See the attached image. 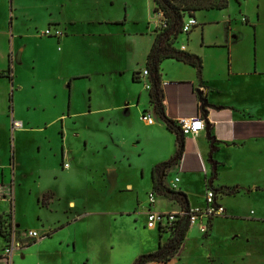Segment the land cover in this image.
Wrapping results in <instances>:
<instances>
[{"label": "rangeland", "instance_id": "rangeland-1", "mask_svg": "<svg viewBox=\"0 0 264 264\" xmlns=\"http://www.w3.org/2000/svg\"><path fill=\"white\" fill-rule=\"evenodd\" d=\"M76 1L78 4L73 11L68 6L60 8L61 14L96 18L97 0ZM124 1L130 4L129 30H141L143 22L146 28L150 26L153 31L157 30L160 18L155 14L151 0ZM32 4L33 0H26L25 7H30L28 11L35 16L19 27L22 38L15 41L11 38L0 39V71L5 75L10 74L12 69L14 74L13 81L0 80V106L3 110L11 106L15 114L3 120L10 129V135L0 141V167L6 168L7 173L11 163L15 167V213L22 235L25 231L45 234L51 231L50 227L68 220L71 225L56 233L52 239L43 240L24 252H19L23 249L19 250L12 264H134L139 256L158 249L160 232L146 226V217L125 215L119 218L108 216V219L96 215L90 219L84 216L88 208L92 212H111L112 205L132 213L137 208L138 197L143 202L141 204L150 205L153 189L147 166L150 164L149 154L155 156L156 149L142 155L133 143H137L138 135L152 136L153 140L162 143H168V138L162 133H152L141 121L137 109L129 113L116 109L110 112L114 108L111 105L120 97L127 102L134 92L147 96V81L140 85L133 84L132 76L117 74L125 61L124 57L121 60L117 57L114 48L126 52L119 35L122 32L120 28H91L93 32L105 30L117 34L107 43L98 40L101 32L97 36H79L89 30L79 25L75 33L78 37L69 45L59 43L55 36L45 35L50 29L49 24H53V34L56 35L57 31L63 33L57 23L47 21L48 16L56 17V11L47 10V7L32 9ZM108 9L111 14L115 13L113 16L127 12L120 4ZM104 14L102 12L101 16ZM225 15L235 19L244 18L238 0H230L228 11L199 13L198 19L200 22L224 20ZM135 20L140 21L141 25H133ZM195 39L194 33L184 34L182 42L178 44H192ZM99 42L102 43L98 45ZM197 44L198 39L195 47ZM206 62L210 64L209 59ZM167 63L166 70H169L171 64ZM85 73L91 77L78 79L74 84L76 115L72 122L65 123L60 116L63 112L68 114L71 87L70 84L65 86L62 79L70 74ZM14 117L24 123L25 131L18 132L16 129L15 133L12 132ZM63 147L66 148V160L72 165L70 170H63ZM8 150L11 154L6 157ZM172 177L174 181L173 171ZM10 178L8 181H11ZM240 180L252 181L243 176ZM130 183L134 185V191L127 190ZM53 193L57 201L52 213L39 204V199L45 197L44 202L49 206L55 198ZM156 198L158 211L168 210V205H173L165 196ZM72 202L76 203L75 207L70 206ZM101 202L109 206L99 210ZM251 206L252 210H257L259 203L253 202ZM5 209L7 205L0 204V211ZM67 210L73 212L70 219ZM95 224L98 233L93 231ZM200 233L196 231L193 234L196 236ZM168 235L164 233L163 240H167ZM49 236L51 234L47 233ZM212 242L205 240L202 245L201 239L194 237L169 263L152 264H264V254L260 252L253 257L249 256V252L246 257L238 256L233 260L228 257L229 252L219 247L218 240ZM24 243L34 245L29 240ZM2 245L6 246L7 243L2 241ZM234 245L238 247L234 251L239 252L241 246L250 249L244 239H237ZM255 246L260 247L256 242L253 248ZM141 251L143 253L138 255ZM211 256L219 260H210ZM5 263L0 261V264Z\"/></svg>", "mask_w": 264, "mask_h": 264}, {"label": "crops", "instance_id": "crops-1", "mask_svg": "<svg viewBox=\"0 0 264 264\" xmlns=\"http://www.w3.org/2000/svg\"><path fill=\"white\" fill-rule=\"evenodd\" d=\"M151 2L156 13L157 3L154 0H151ZM238 3L241 9V16L244 17L242 19H235L231 15H225L224 20L209 22H200L198 19L199 13L225 12L229 10L230 5L225 10L199 11L195 14L199 25L191 33L196 35V39L192 44L184 45L186 46L185 52L202 56V60L204 58L201 76H199L195 67L176 59H166L161 64V81L165 92L164 107L167 117L179 124L181 119L203 117L206 110L208 112L207 121L211 127L210 134L207 131H203L197 137H185L182 158L170 170L166 177V183L171 187L174 182L171 180L173 178L172 171L175 172V179L180 178L177 191L187 194L190 208L205 207L206 195L209 189L218 192L223 191L224 193L219 195L218 202L226 209L224 216L204 219L191 226L180 251L190 244L194 237L201 239L202 245H204L203 242L205 240L210 243H213V240H218L220 242L219 247L229 252L228 257L233 260L238 256L246 257L249 252L251 253L250 257H253L257 252L264 254V0H238ZM77 4L76 0H33L32 9L47 7V10L54 9L56 11L58 17L57 15V18L48 16L47 21H53L63 29V35L60 38H56H58L59 43L67 45L75 37H78L75 33L79 25L89 29L79 36H83V38L92 35L97 36L101 32L98 40L107 43L110 38L117 37V34L105 30L93 32L91 28H120L122 32H119V35L121 40H123L127 53L114 48L117 57L120 60L124 57L123 61H125L124 64L121 63L122 68L117 74L132 76L133 84L140 85L145 81H147L146 84L151 83L150 75L148 78H144L142 73L147 69L148 57L158 35L157 30L153 31L150 26L146 28L144 22L141 30H129L128 25L131 19L130 4L124 0H97L96 18H88L85 15L80 18H75L73 15L63 16L59 11L60 8L65 9L68 6L73 11ZM119 4L127 9V12L124 15L113 16L115 13L111 14L108 7H116ZM25 5L26 0H0V39L11 38L15 41L22 38V31L19 27L23 23L31 21L32 17L35 16V14L33 15L28 11L30 7H25ZM102 12H105L103 17L101 16ZM132 24L141 25V22L135 20ZM52 25L49 24V28H52ZM182 35L184 34H180L175 41L174 46L177 49H180L183 45L179 46L178 44L182 42ZM197 39L198 44L195 47ZM189 41L190 39H188ZM102 42H99L98 45ZM206 59L210 60V64H207ZM166 63L171 64V70H166ZM136 73H140L139 80L135 78ZM13 75L11 69L10 74H1L0 80L11 79L13 81ZM89 77L91 75L86 73L81 75L70 74L62 79L65 86L70 84L71 87L68 114L63 112L60 116L64 119L63 122H72L74 115H76L74 113L76 102L74 98L75 82L78 79ZM145 89L147 90V96L134 92L133 96H131L132 98H129L131 100L127 102H123L121 97L116 99L113 103L114 105H111L114 107L113 111L110 112H114V109H116L118 112L125 111L129 113L137 109L136 111L141 114V121L152 133H162L168 138V143H162L153 140L152 138L154 137L152 136L138 135L137 143H133L138 149L137 151L142 153V155L152 151V149H156L155 156L151 153L149 154L150 164L147 166L151 177V188L154 191L152 177L154 167L174 158L178 153L180 143L177 135L168 130L167 124L156 113L151 102L150 91L146 87ZM205 101H207L206 107ZM90 102L92 105L93 100ZM144 114L151 115L155 123L150 125L144 122L142 120ZM10 116H15L12 107L10 106L9 109L7 107V109L3 110L0 106V141L10 135L9 127L3 122L5 118L8 119ZM14 120L17 119L14 117ZM11 130L13 133L16 131L13 129V125ZM17 130L18 132H23L25 128ZM63 138H66L64 130ZM62 150L64 157L63 170H70L72 165L66 160V148L63 147ZM10 154L9 150L5 152L6 157ZM66 164H69L68 168L65 167ZM13 167L14 164L11 163L8 173L6 168L0 167V181L13 183L16 197V175L14 173L15 167ZM224 174H229L231 177L228 176L226 178ZM143 176H145V170H143ZM242 176L249 177L252 181L244 182L240 180ZM9 177H12L10 178L11 181H8ZM225 187L235 189V194H226L227 191L223 189ZM126 188L134 191V185L131 183ZM56 197L55 194V198L52 199L49 206L44 202L45 197L42 200L39 199V204L53 213L54 204L57 201ZM169 200L173 205H168V210L162 209L158 211L156 208L157 202L155 206H150L148 203L141 204L143 202L138 197L137 208L132 213L129 210H124V208H114V205H112L110 208L112 209L111 212H92L88 208L89 211L84 218L89 217L91 219L96 215L108 219L109 217L119 218L125 215L144 216L147 221L146 226H148V212L150 210L177 213L183 209L178 202ZM253 202L259 203L257 210L251 209V203ZM0 204L7 205V209L0 211V215L13 212V219L19 234L18 240L23 247L14 252L11 264L19 250L23 249L19 252H24L39 245L43 240L52 239L56 233L71 225L70 220L64 223L59 222L55 227H50L51 231L48 230L49 232L42 233L46 235L44 239L31 242L34 245L28 246L27 243H24L27 240L25 239V234L22 235L17 227L16 198L14 205L6 201H0ZM70 206L75 207L76 203L72 202ZM104 206L109 205L101 202L99 210H102ZM114 209L119 210L115 211ZM72 213L70 210L66 211L69 219ZM201 223L208 225L206 233L200 230ZM96 226L97 224L93 227V231L98 233L99 229ZM155 230L160 232L159 228ZM196 231L201 233L195 236L193 233ZM47 233L51 234V236L47 237ZM168 234L169 237L172 235ZM159 236L158 249L161 242L165 243L169 239L163 240L164 236L161 232ZM203 236L204 238H202ZM237 239L246 240V246L250 249L247 250L241 246L239 252L237 250L234 251V249L238 248L234 245ZM2 241L4 240L0 236L1 248L4 247ZM255 242L260 247L255 246L253 248ZM140 253H143V251L139 252L138 255ZM1 255L2 253H0ZM209 259L213 261L219 260L216 256H211ZM0 261L8 264L6 258H0Z\"/></svg>", "mask_w": 264, "mask_h": 264}, {"label": "trees", "instance_id": "trees-1", "mask_svg": "<svg viewBox=\"0 0 264 264\" xmlns=\"http://www.w3.org/2000/svg\"><path fill=\"white\" fill-rule=\"evenodd\" d=\"M157 3L156 12L163 11L168 23L164 31H157L155 44L149 54L147 70L150 73L152 90L150 91L151 102L156 113L167 124V128L176 134L180 147L177 155L168 162L158 164L152 171L154 192L158 196H165L181 204L183 209H190L188 196L182 191L171 189L166 183V177L170 170L182 158L184 151L185 136L178 124L167 117L164 107L165 92L161 81V64L166 59H176L184 62L198 70L199 76L203 72V60L200 56L177 49L176 39L182 34V28L189 16L196 17L199 11L225 10L230 5V0H154ZM11 72V69H10ZM136 80L140 79V73L135 74ZM217 175V173H215ZM226 194H235V189L223 188ZM218 192V191H217ZM224 193L223 191H219ZM3 218L0 217V224ZM176 231L170 235L165 243H160L159 249L150 254L139 256L134 264L169 263L180 251L191 225L188 218L182 219ZM3 227L0 226L1 233ZM162 234L167 233L160 229ZM168 234V233H167Z\"/></svg>", "mask_w": 264, "mask_h": 264}, {"label": "built area", "instance_id": "built-area-1", "mask_svg": "<svg viewBox=\"0 0 264 264\" xmlns=\"http://www.w3.org/2000/svg\"><path fill=\"white\" fill-rule=\"evenodd\" d=\"M159 18V23L157 24V31H164L168 28V23L165 18L163 11H157L155 13ZM199 23L195 17L189 16L185 21L182 34H189L191 33L196 27H198ZM45 35L61 37L63 34L57 31L56 35L53 34L52 28H50ZM181 51H186V46L183 45L180 48ZM2 72L0 71V75ZM144 78H148L150 73L146 69L142 73ZM146 88L151 91L152 84L147 83ZM142 120L150 125L155 123V120L151 115L144 114L142 116ZM178 126L181 128L182 133L185 137H197L201 132L206 131V123L203 117H196L193 119H181L179 121ZM24 127L21 121L14 120L13 121V129H22ZM66 168L69 167V164L65 165ZM180 183V178H176L171 185V189L176 190L178 189V184ZM221 195L220 192L216 190L209 189L206 195V205L205 207H197V208H190V209H182L180 212L172 213V212H155L150 210L148 212V227L150 229H162L163 231L172 234L176 231L177 227L179 226V222L184 219L188 218L190 225L194 226L201 220L204 219H213L216 217L224 216L226 214V209L223 205L219 204L218 198ZM0 201H6L14 205L15 201V187L13 183H5L0 181ZM157 202L156 193L153 191L150 194V206H155ZM3 218V222L0 226L3 227L2 233L0 231L1 238L7 243L6 246L0 247V253L2 255L0 258H6L8 264H11V259L16 250L22 247L21 243L19 242V234L18 230L15 225V221L13 219V212L0 215ZM200 230L203 233H206L208 230V225L201 223ZM25 239L36 242L44 239L46 235L39 233L38 231H26Z\"/></svg>", "mask_w": 264, "mask_h": 264}, {"label": "water", "instance_id": "water-1", "mask_svg": "<svg viewBox=\"0 0 264 264\" xmlns=\"http://www.w3.org/2000/svg\"><path fill=\"white\" fill-rule=\"evenodd\" d=\"M207 106V101H205V107ZM207 117H208V112L205 110V113H204V116H203V119L205 120V123H206V131L207 133L210 134V123L207 121Z\"/></svg>", "mask_w": 264, "mask_h": 264}]
</instances>
